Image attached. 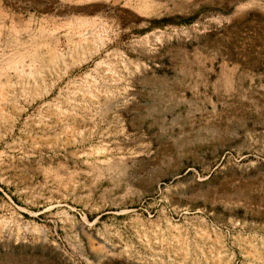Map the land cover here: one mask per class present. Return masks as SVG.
I'll use <instances>...</instances> for the list:
<instances>
[{"label":"rangeland","instance_id":"rangeland-1","mask_svg":"<svg viewBox=\"0 0 264 264\" xmlns=\"http://www.w3.org/2000/svg\"><path fill=\"white\" fill-rule=\"evenodd\" d=\"M0 264H264V0H0Z\"/></svg>","mask_w":264,"mask_h":264}]
</instances>
